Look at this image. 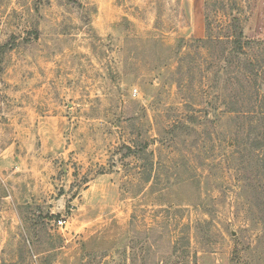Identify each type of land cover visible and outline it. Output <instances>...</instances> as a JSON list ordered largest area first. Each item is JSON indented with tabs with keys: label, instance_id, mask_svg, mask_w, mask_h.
Segmentation results:
<instances>
[{
	"label": "rangeland",
	"instance_id": "374dc122",
	"mask_svg": "<svg viewBox=\"0 0 264 264\" xmlns=\"http://www.w3.org/2000/svg\"><path fill=\"white\" fill-rule=\"evenodd\" d=\"M0 126V264H264V0H0Z\"/></svg>",
	"mask_w": 264,
	"mask_h": 264
},
{
	"label": "crops",
	"instance_id": "0c3cea01",
	"mask_svg": "<svg viewBox=\"0 0 264 264\" xmlns=\"http://www.w3.org/2000/svg\"><path fill=\"white\" fill-rule=\"evenodd\" d=\"M2 138V129H1V126H0V140ZM1 143V141H0ZM6 145V144H5ZM11 146V145H9ZM12 149L11 147H4V148H1V145H0V184H4V183H8L9 181V177L12 176V177H24L25 173H28V176H29V179H32L33 177V174L35 173L34 170L32 169H20V168H17V167H14L13 168H8L7 166H3V163L12 156ZM24 170V171H23ZM23 171V172H22ZM12 198V194L9 193V192H6L4 194V196H0V200L2 201H7L9 202ZM10 206L7 205L6 208H9ZM5 210L4 206L2 205V209H0V218H3L2 217V214H3V211Z\"/></svg>",
	"mask_w": 264,
	"mask_h": 264
},
{
	"label": "built area",
	"instance_id": "2783aa9c",
	"mask_svg": "<svg viewBox=\"0 0 264 264\" xmlns=\"http://www.w3.org/2000/svg\"><path fill=\"white\" fill-rule=\"evenodd\" d=\"M62 224H63V221H61V220L57 222L58 226H61Z\"/></svg>",
	"mask_w": 264,
	"mask_h": 264
},
{
	"label": "trees",
	"instance_id": "16d2710c",
	"mask_svg": "<svg viewBox=\"0 0 264 264\" xmlns=\"http://www.w3.org/2000/svg\"><path fill=\"white\" fill-rule=\"evenodd\" d=\"M233 43H234V44L236 43L237 45H240V42H235V41H233Z\"/></svg>",
	"mask_w": 264,
	"mask_h": 264
}]
</instances>
